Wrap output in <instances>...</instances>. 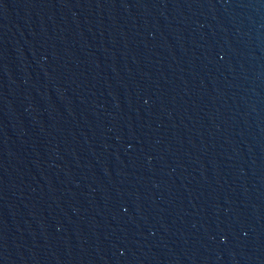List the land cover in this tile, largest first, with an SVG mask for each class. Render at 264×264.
<instances>
[{
    "label": "water",
    "instance_id": "obj_1",
    "mask_svg": "<svg viewBox=\"0 0 264 264\" xmlns=\"http://www.w3.org/2000/svg\"><path fill=\"white\" fill-rule=\"evenodd\" d=\"M0 264H264V0H0Z\"/></svg>",
    "mask_w": 264,
    "mask_h": 264
}]
</instances>
